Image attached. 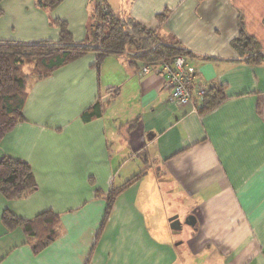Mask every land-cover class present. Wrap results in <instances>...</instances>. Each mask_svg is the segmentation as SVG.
I'll use <instances>...</instances> for the list:
<instances>
[{"label":"crops","instance_id":"0c3cea01","mask_svg":"<svg viewBox=\"0 0 264 264\" xmlns=\"http://www.w3.org/2000/svg\"><path fill=\"white\" fill-rule=\"evenodd\" d=\"M106 2L187 51L197 83L223 85V98L209 109L196 96L174 103L132 52L96 64L90 50L30 78L23 119L0 140V158L26 161L37 188L19 199L0 193V264H264V62L231 46L242 25L264 48V0ZM0 8V40L56 41L58 18L81 42L93 20L89 0ZM96 100L100 114L85 120ZM4 210L24 221L51 211L57 235L34 250L23 225H3ZM191 214L193 226L172 231L167 217Z\"/></svg>","mask_w":264,"mask_h":264},{"label":"trees","instance_id":"16d2710c","mask_svg":"<svg viewBox=\"0 0 264 264\" xmlns=\"http://www.w3.org/2000/svg\"><path fill=\"white\" fill-rule=\"evenodd\" d=\"M2 0H0L1 2ZM92 7V22L87 28L86 40L73 41L65 21L53 18L51 23L59 28L56 41L24 43L16 40H0V140L18 122L23 119L22 108L26 98V86L30 78H40L68 61L76 59L87 51L96 52V64L108 54L132 52L143 63H157L181 55L188 59V52L177 44L167 45L153 31L132 18H118L109 9L106 0H89ZM60 0H37L38 6L53 9ZM2 9L0 8V16ZM110 15L109 22L105 16ZM165 12L158 15L161 19ZM231 46L249 63L264 62L262 46L241 25L239 35L231 41ZM188 62V60H187ZM195 68V67H194ZM223 85L206 88L201 97L204 109L216 105L223 98ZM101 112L99 100L86 111L82 117L89 120ZM141 172L127 180L122 188L136 180ZM37 188L31 166L24 160L10 156L0 158V193L7 199H19L27 196ZM118 190H112L107 196L106 215ZM2 223L11 229L23 225L34 250L51 242L57 235L55 223L57 217L51 211H44L32 220L24 221L4 210ZM46 225L43 226L42 224ZM41 224V225H39Z\"/></svg>","mask_w":264,"mask_h":264},{"label":"built area","instance_id":"2783aa9c","mask_svg":"<svg viewBox=\"0 0 264 264\" xmlns=\"http://www.w3.org/2000/svg\"><path fill=\"white\" fill-rule=\"evenodd\" d=\"M109 20L110 15H106L104 21ZM139 71L142 75L152 71L160 75L164 86L169 89V99L178 105L186 104L193 96L201 98L206 91L195 79L196 69L181 55L157 63H143Z\"/></svg>","mask_w":264,"mask_h":264},{"label":"water","instance_id":"95a60500","mask_svg":"<svg viewBox=\"0 0 264 264\" xmlns=\"http://www.w3.org/2000/svg\"><path fill=\"white\" fill-rule=\"evenodd\" d=\"M169 225H170V228L172 229V231L174 232H178L179 230H181L182 228V224H185V225H189V226H193L196 222V218L191 214V215H188L184 221H180V219L178 218V215H174V216H171L169 219Z\"/></svg>","mask_w":264,"mask_h":264},{"label":"rangeland","instance_id":"374dc122","mask_svg":"<svg viewBox=\"0 0 264 264\" xmlns=\"http://www.w3.org/2000/svg\"><path fill=\"white\" fill-rule=\"evenodd\" d=\"M57 6V5H56ZM91 23L89 22L88 24H87V28H89V25H90ZM262 52H264V48L262 49ZM171 216H169V217H167V219H169ZM170 223H168V225H169ZM185 229H186V227H184V228H181V230L178 232V233H180V232H182V231H184L185 232ZM184 232L182 233V235L181 234H175L174 236H176L178 239L177 240H180L179 239V236L180 237H184Z\"/></svg>","mask_w":264,"mask_h":264}]
</instances>
